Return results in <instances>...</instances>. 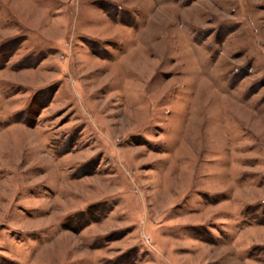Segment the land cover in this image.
<instances>
[{
	"label": "rangeland",
	"instance_id": "rangeland-1",
	"mask_svg": "<svg viewBox=\"0 0 264 264\" xmlns=\"http://www.w3.org/2000/svg\"><path fill=\"white\" fill-rule=\"evenodd\" d=\"M0 264H264V0H0Z\"/></svg>",
	"mask_w": 264,
	"mask_h": 264
}]
</instances>
